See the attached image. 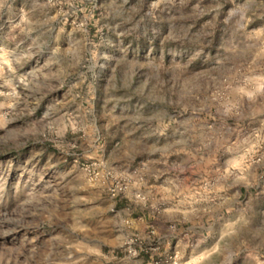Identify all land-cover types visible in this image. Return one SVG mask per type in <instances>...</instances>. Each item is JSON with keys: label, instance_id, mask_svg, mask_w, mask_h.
<instances>
[{"label": "rangeland", "instance_id": "obj_1", "mask_svg": "<svg viewBox=\"0 0 264 264\" xmlns=\"http://www.w3.org/2000/svg\"><path fill=\"white\" fill-rule=\"evenodd\" d=\"M136 213L264 264V0H0V264L141 256Z\"/></svg>", "mask_w": 264, "mask_h": 264}, {"label": "crops", "instance_id": "obj_2", "mask_svg": "<svg viewBox=\"0 0 264 264\" xmlns=\"http://www.w3.org/2000/svg\"><path fill=\"white\" fill-rule=\"evenodd\" d=\"M129 221L135 232L145 234V236L142 237H145V243L149 248L146 252L142 253L138 259L139 264H153L158 257L166 252L176 254L180 261L178 264H189L191 259H193L192 254V256H187L181 251V241L176 235L177 227L171 229L172 227L167 228L166 225L161 226L156 221L155 216H151L150 213H136L130 217ZM120 237L119 234L116 235L114 243H120ZM115 247L114 245V248ZM102 255L111 260V264H132L131 260L124 253L110 251L107 254L102 253Z\"/></svg>", "mask_w": 264, "mask_h": 264}, {"label": "built area", "instance_id": "obj_3", "mask_svg": "<svg viewBox=\"0 0 264 264\" xmlns=\"http://www.w3.org/2000/svg\"><path fill=\"white\" fill-rule=\"evenodd\" d=\"M125 251L132 264H138V259L140 258V248L136 240H128L125 243ZM153 264H177V258L173 254L165 253L158 257Z\"/></svg>", "mask_w": 264, "mask_h": 264}]
</instances>
